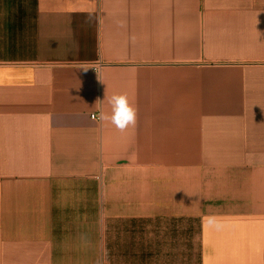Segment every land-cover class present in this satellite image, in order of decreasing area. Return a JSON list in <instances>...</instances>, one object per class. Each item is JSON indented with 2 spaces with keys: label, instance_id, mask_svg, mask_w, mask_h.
Wrapping results in <instances>:
<instances>
[{
  "label": "crops",
  "instance_id": "0c3cea01",
  "mask_svg": "<svg viewBox=\"0 0 264 264\" xmlns=\"http://www.w3.org/2000/svg\"><path fill=\"white\" fill-rule=\"evenodd\" d=\"M0 264H264V0H0Z\"/></svg>",
  "mask_w": 264,
  "mask_h": 264
},
{
  "label": "clouds",
  "instance_id": "9594fccd",
  "mask_svg": "<svg viewBox=\"0 0 264 264\" xmlns=\"http://www.w3.org/2000/svg\"><path fill=\"white\" fill-rule=\"evenodd\" d=\"M87 69L85 68V70ZM108 102L111 105V114L101 113V119L110 121L112 125L121 131L126 130L129 126H135L137 109L129 100L127 94H114Z\"/></svg>",
  "mask_w": 264,
  "mask_h": 264
},
{
  "label": "built area",
  "instance_id": "2783aa9c",
  "mask_svg": "<svg viewBox=\"0 0 264 264\" xmlns=\"http://www.w3.org/2000/svg\"><path fill=\"white\" fill-rule=\"evenodd\" d=\"M93 118L94 119H97V120H100V117L99 116H94Z\"/></svg>",
  "mask_w": 264,
  "mask_h": 264
}]
</instances>
